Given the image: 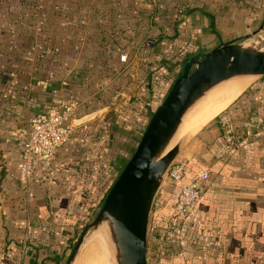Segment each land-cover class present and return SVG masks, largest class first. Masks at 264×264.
Instances as JSON below:
<instances>
[{
  "label": "crops",
  "instance_id": "obj_1",
  "mask_svg": "<svg viewBox=\"0 0 264 264\" xmlns=\"http://www.w3.org/2000/svg\"><path fill=\"white\" fill-rule=\"evenodd\" d=\"M260 24L264 0H0V264L63 263L98 186L117 172L120 147L149 112L150 92L143 96L137 77L151 60L136 52L144 38L161 34L160 51L194 57ZM112 47L130 63L112 58ZM67 97L79 102L70 142L36 164L24 190L16 162L28 121ZM119 104L129 119L135 105L132 133L111 137ZM220 113L199 134L202 151H189L180 181L208 171L180 222L186 253L163 264H264V137H249L264 117V79ZM174 189L154 197L152 218L163 217Z\"/></svg>",
  "mask_w": 264,
  "mask_h": 264
},
{
  "label": "water",
  "instance_id": "obj_2",
  "mask_svg": "<svg viewBox=\"0 0 264 264\" xmlns=\"http://www.w3.org/2000/svg\"><path fill=\"white\" fill-rule=\"evenodd\" d=\"M264 26L188 58L156 105L126 162L77 236L64 264L101 233L110 264H147V226L156 191L182 140L181 120L212 87L234 77H264Z\"/></svg>",
  "mask_w": 264,
  "mask_h": 264
},
{
  "label": "built area",
  "instance_id": "obj_3",
  "mask_svg": "<svg viewBox=\"0 0 264 264\" xmlns=\"http://www.w3.org/2000/svg\"><path fill=\"white\" fill-rule=\"evenodd\" d=\"M152 43V36L148 35L138 44L136 52L151 46ZM118 61L127 64L131 60L123 52L118 55ZM78 106L79 102L76 98L67 97L58 103L47 104L30 117L25 132L26 138L21 145L16 162L17 179L24 190L28 188L30 176L36 164L49 160L57 149L69 144L73 130V115ZM249 137L252 139L264 137V121L251 132ZM187 163L186 158L173 160L163 176L169 185L178 187V192L164 225L157 230L160 244H155V253L158 257L167 248L170 250L169 240H175L179 252H182L180 222L199 201L208 179V171L203 169L190 181L178 185Z\"/></svg>",
  "mask_w": 264,
  "mask_h": 264
},
{
  "label": "trees",
  "instance_id": "obj_4",
  "mask_svg": "<svg viewBox=\"0 0 264 264\" xmlns=\"http://www.w3.org/2000/svg\"><path fill=\"white\" fill-rule=\"evenodd\" d=\"M151 15L148 16V19H150ZM154 23L155 22L153 20H150V24H154ZM156 38H157V40L155 42H153L151 44V46L143 48L139 54V55H142L144 57L146 56V57L150 58L151 60L147 63L145 70H143V71L141 70V72H140V70H138L137 77H140L139 79H141V81L143 83V88H142L143 91H146V92L149 91L151 95H155V96L159 97V100H161L163 98V96L165 95V93L167 92V90L169 89V87L171 86L174 79L180 74L183 63L188 58H190V55L187 53H183V52L182 53L177 52V54H171L170 51H165V50L160 51V46H159L160 41H162L164 38H163V36H161V34L158 35V37H156ZM171 38L172 37H170V38L168 37V39H171ZM199 55H201V54H198L197 56H199ZM170 72H175L176 77H170L168 75ZM260 78L264 79V77H260ZM143 102H148L149 112H146V111L141 112L140 111L142 115H139V116H142V118H143V125L141 127V130H138L136 132L137 134H139V136H140V133L143 130L144 126L146 125L147 120L150 117L152 111L154 110V108L158 104V103L150 101V100L149 101L143 100ZM231 104H229L227 106V108H230ZM119 105L120 106L115 109V111H117V113H115V111H114V113L112 112L109 115L110 116L109 120L111 119L110 121H111V126L113 129L112 132L110 133L111 137H113L115 135L120 136L118 133L114 132L115 129H118V132H120L121 130H125V131H129L132 133V128H130L131 126L129 125V123H134V122H132L131 118H133V114H135L134 111H136L135 107H134L135 105H132L130 110H128V111H130L129 115H128V117L130 116V119L126 118V117L125 118L121 117L123 109H127L128 105H124V104H119ZM137 116H138V114H137ZM263 121H264V117L260 123H262ZM259 124H257V126ZM136 141L137 140L134 139V137H131V138H129V141H124L125 142L124 145H122L120 147L119 153H120V156L122 159L121 160L122 163L117 168V172L109 178V180L106 182V184L102 185L101 187L98 186V188H97L98 194L94 197V199L92 201H90V204H89L91 211L88 215V220L92 216V214L94 213L98 204L103 199L105 192L107 191L108 187L110 186V184L114 180L116 174L120 171V169L122 168V166L126 162L127 158L131 154ZM182 183L183 182H180L178 185H180ZM105 185H107V186L104 187ZM177 192H178V187H175V189L172 191V193H170L168 195L167 201L169 202V204L165 205L163 217L159 218V219H154L151 217L149 220V224L147 227V251H146L147 258H148V255L150 254L152 257H155V260H156V258H158L161 261H163L168 256L172 257L175 255H178L180 257L182 254L185 255V253H186L185 250L183 251V249H182V254H180L179 248H178L175 240H169L168 241L169 246H170V250H168V248H167V250L164 251V253L162 255H160L159 257L155 253L156 245L160 244V241L158 240V237H157V230L164 225V222H165V220H166V218H167V216L171 210V207H172V205L176 199ZM154 206H155V203L153 202L151 210H153L155 208ZM153 217H155V215ZM180 232H181V224L179 225V233ZM148 233L149 234L151 233V243H150L151 245H149V242H148V239L150 238ZM77 235L75 236V240L77 238ZM75 240L72 241L68 245V251H67V254L65 255L64 259L67 258ZM180 247H182V245Z\"/></svg>",
  "mask_w": 264,
  "mask_h": 264
},
{
  "label": "bare ground",
  "instance_id": "obj_5",
  "mask_svg": "<svg viewBox=\"0 0 264 264\" xmlns=\"http://www.w3.org/2000/svg\"><path fill=\"white\" fill-rule=\"evenodd\" d=\"M252 77L254 76L230 78L209 89L183 117L173 139L181 140V131L184 127L185 120V135L195 133L201 126L219 114L236 98L238 99L240 95H242L241 93L247 89L246 87ZM189 113H191V115L187 117ZM93 240H97L99 245L102 244V246L105 247L101 233H96L91 236L85 245L89 244ZM103 259L105 262L104 264H110L108 257L106 259L104 257Z\"/></svg>",
  "mask_w": 264,
  "mask_h": 264
},
{
  "label": "rangeland",
  "instance_id": "obj_6",
  "mask_svg": "<svg viewBox=\"0 0 264 264\" xmlns=\"http://www.w3.org/2000/svg\"><path fill=\"white\" fill-rule=\"evenodd\" d=\"M148 10V9H147ZM146 11V10H145ZM157 15H160V12L157 14ZM264 26V25H263ZM256 28V27H255ZM254 29V28H253ZM147 33V27H144L143 28V36H145ZM144 38V37H143ZM153 42H155L157 40L156 37H153L152 38ZM262 46L264 47V43L262 44ZM112 49H114L112 47ZM119 55V51L114 49L113 52L111 53V56L112 58L113 57H117ZM129 55V54H128ZM118 70V69H117ZM111 72H114L113 70ZM170 77H176V73L175 72H170L168 74ZM257 80H261L260 77H252L250 78V81H249V84L248 86L245 88L246 90H244L241 94L243 95L246 91H248V89L253 85L254 82H256ZM148 92L144 91V97L147 95ZM151 95V94H150ZM240 95V97L242 96ZM240 97L238 99H235V100H239ZM147 98H149L150 101H153V102H156V103H159V97L155 96V95H151V96H148L147 95ZM227 108V107H226ZM220 114V113H219ZM219 114H217L216 116H218ZM191 115V113H189V115L187 117H189ZM216 116L214 118H216ZM212 118V119H214ZM212 119L210 121H208L206 124H204L203 126H201L195 133L191 134V135H188L186 134L185 135V125H186V120H185V124H184V127L182 128V131H181V140H182V143H181V146H180V149H179V152L178 154L176 155L175 159L174 160H178V159H183V158H188L189 155V151H193V153L195 152H200L202 151L198 145H197V140H198V136L199 134H201L203 128H205L206 126H208V124L212 121ZM185 135V137H184ZM139 137V134H136L134 135V139H138ZM192 153V152H191ZM190 153V154H191ZM129 154V153H128ZM120 163V161H119ZM122 163V162H121ZM120 163V165H121ZM119 165V166H120ZM118 166V167H119ZM108 185V184H107ZM107 185H105L104 187H106ZM166 186L168 188L171 187V185H169L166 180L164 178H162V181L156 191V194H155V197L159 195L160 192H162L161 189H163V187ZM103 187V188H104ZM151 218V213L149 214V219H148V224H149V220ZM85 225V224H84ZM84 226L80 229L78 235L81 233V231L83 230ZM77 235V236H78ZM148 235L150 236V238L148 239V242H149V245H151V233ZM98 245V246H97ZM99 245L97 243V240H93L91 241L89 244L82 246L78 252V255L74 261L73 264H104V257L105 259L107 258V250L104 246ZM103 250V251H102ZM65 262V259L63 260V263L64 264ZM163 261H161L160 259L156 258L155 260V257H152L150 254L148 255V258H147V264H163L162 263Z\"/></svg>",
  "mask_w": 264,
  "mask_h": 264
}]
</instances>
